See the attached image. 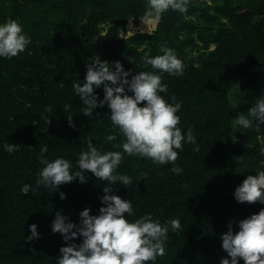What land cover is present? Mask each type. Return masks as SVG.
Segmentation results:
<instances>
[{"label":"trees","instance_id":"trees-1","mask_svg":"<svg viewBox=\"0 0 264 264\" xmlns=\"http://www.w3.org/2000/svg\"><path fill=\"white\" fill-rule=\"evenodd\" d=\"M146 4L0 0V24L17 20L31 38L18 56L0 57V264H57L60 248L79 245L83 237L65 242L54 233L56 212L77 224L84 209L98 215L105 206L100 198L106 186L131 200L135 215L129 220L148 213L161 224L179 218L181 230H169L166 255L154 264H221L223 258L230 259L221 239L229 223L239 231L240 220L264 208L239 203L234 195L248 175L264 170V124L259 130L255 122L251 128L241 127L238 134L244 140L237 138L233 126L235 113L247 114L264 95V0H189L186 13L165 12L151 35L127 34L129 19L137 25ZM162 46L183 61V76L160 73L144 63L145 57L163 55ZM96 56L109 63L120 61L133 75H162L168 92L160 95L169 103L172 96L182 103L179 127L185 136L191 129L197 140L177 150L175 166L183 172L175 174L172 164L157 165L125 153L115 174L132 178L127 188L120 182L108 185L88 172L85 183L77 178L55 192L41 185L35 194L23 195L22 186L35 185L44 167L42 145L49 149L46 159H67L74 170L89 140L102 152L123 151L113 147L125 138L113 127L107 105L84 116L73 89L75 82H86V61ZM95 91L104 98L103 86ZM66 104L70 111H63ZM68 115L75 127L69 125ZM113 134L117 139L106 141ZM6 143L21 145L20 150L10 154L4 150ZM197 146L199 151H194ZM33 224L40 238L27 241Z\"/></svg>","mask_w":264,"mask_h":264},{"label":"clouds","instance_id":"clouds-1","mask_svg":"<svg viewBox=\"0 0 264 264\" xmlns=\"http://www.w3.org/2000/svg\"><path fill=\"white\" fill-rule=\"evenodd\" d=\"M188 4L189 0H147V10L140 17L147 26V34L151 35L157 28L165 12L173 10L186 13ZM139 32L143 35L145 29L141 28ZM127 33L136 34L134 31ZM30 43L31 38L24 34L23 26L17 20L9 19L0 24V57H16ZM160 51L163 55L145 57L144 63L160 73L183 76V61L174 50L162 46ZM86 68V82L83 86L79 81L73 84V89L83 104L82 114L91 117L95 109L107 105L113 127L118 128L125 138L122 144H114L113 147H122L123 151L102 152L89 140L87 150L80 153L76 162L75 169L78 170H74L71 161L67 159H46L49 149L47 145H42L39 155L44 167L40 170L35 185L26 183L22 186L23 195L30 191L35 194L41 185L55 192L61 185L69 184L77 178L85 183L88 172L107 181L108 185L120 182L127 188L132 184V178L115 174L125 153L131 157L149 158L157 165L172 164L174 166L171 171L175 174L183 172L181 167L175 166L179 151H183L185 143L196 145L197 140L191 129L185 136L179 127L181 117L177 113L182 108V103L177 102L175 96H172V103H169L160 95L168 92V85L162 82V75L149 71L133 75L131 71L124 69L120 61L109 63L102 61L99 56L89 58ZM101 86L105 92L103 99L95 91ZM129 92L133 95H129ZM70 109L71 105L66 104L63 111ZM47 111L50 112L51 108ZM67 118L69 125L75 127L73 117L68 115ZM233 120L246 129L251 128L255 122L256 129L259 130L260 125L264 124V95L256 100L247 114L241 113ZM105 139L112 142L117 137L113 134ZM3 147L11 154L19 151L21 145L6 143ZM194 151H199V147H195ZM260 153L264 155V144ZM103 191L105 195L100 199L105 206L99 209L98 215H92L91 209H84L79 213V224L70 222L69 217L56 212L52 223L54 233L61 234L65 242L83 237V242L79 245L68 243L60 248L57 264H154L158 257L166 255L169 230L174 233L181 230L179 218L161 224L148 213L134 221L129 220L128 217L135 215L131 200L113 194V189L109 186L104 187ZM234 195L239 203L264 204V170L256 175H248L236 188ZM60 198L65 199L66 194L60 192ZM238 226L239 231H234L229 223L228 231L221 236L222 248L230 257L223 258L221 264H239L241 259L244 264H264V208L257 214L240 220ZM30 230L31 235L26 237L27 241L40 238L37 225H31Z\"/></svg>","mask_w":264,"mask_h":264},{"label":"rangeland","instance_id":"rangeland-1","mask_svg":"<svg viewBox=\"0 0 264 264\" xmlns=\"http://www.w3.org/2000/svg\"><path fill=\"white\" fill-rule=\"evenodd\" d=\"M140 22H141V21H140ZM140 22H139V23H140ZM130 23L133 24L132 27H130ZM139 23H138V24H139ZM138 24L136 25L132 20H129V22H128V26H127V32H129V31H134V32L136 33L137 31H139L140 28H137ZM145 32H146V31H145ZM127 34H128V33H127ZM239 115H240V114L235 113V115H234V119L238 118ZM233 126H234V129H235V135L237 136V138H238L239 140H244L245 138H244L243 136H241V135L238 134V131H239V129H240L242 126L235 124L234 121H233Z\"/></svg>","mask_w":264,"mask_h":264},{"label":"bare ground","instance_id":"bare-ground-1","mask_svg":"<svg viewBox=\"0 0 264 264\" xmlns=\"http://www.w3.org/2000/svg\"><path fill=\"white\" fill-rule=\"evenodd\" d=\"M132 23H130V27H132ZM137 28H143L147 32V26L142 23V21L138 24Z\"/></svg>","mask_w":264,"mask_h":264},{"label":"water","instance_id":"water-1","mask_svg":"<svg viewBox=\"0 0 264 264\" xmlns=\"http://www.w3.org/2000/svg\"><path fill=\"white\" fill-rule=\"evenodd\" d=\"M213 47H215V46H213Z\"/></svg>","mask_w":264,"mask_h":264}]
</instances>
